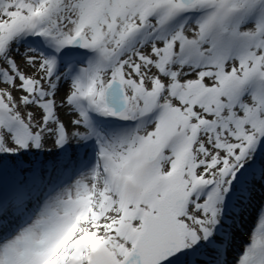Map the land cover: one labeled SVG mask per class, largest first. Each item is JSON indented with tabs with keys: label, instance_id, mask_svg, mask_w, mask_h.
I'll use <instances>...</instances> for the list:
<instances>
[{
	"label": "snow or ice",
	"instance_id": "obj_1",
	"mask_svg": "<svg viewBox=\"0 0 264 264\" xmlns=\"http://www.w3.org/2000/svg\"><path fill=\"white\" fill-rule=\"evenodd\" d=\"M0 264H264V0H0Z\"/></svg>",
	"mask_w": 264,
	"mask_h": 264
},
{
	"label": "bare ground",
	"instance_id": "obj_2",
	"mask_svg": "<svg viewBox=\"0 0 264 264\" xmlns=\"http://www.w3.org/2000/svg\"><path fill=\"white\" fill-rule=\"evenodd\" d=\"M46 159H54V157H46ZM252 226L251 224V220H249V222H247L246 224V228H250ZM247 239V236H242L240 237L238 240H237V243H241L243 240H246Z\"/></svg>",
	"mask_w": 264,
	"mask_h": 264
}]
</instances>
